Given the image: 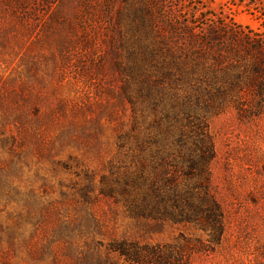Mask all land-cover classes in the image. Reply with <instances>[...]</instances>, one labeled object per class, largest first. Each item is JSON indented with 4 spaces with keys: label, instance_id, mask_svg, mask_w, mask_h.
Wrapping results in <instances>:
<instances>
[{
    "label": "rangeland",
    "instance_id": "rangeland-1",
    "mask_svg": "<svg viewBox=\"0 0 264 264\" xmlns=\"http://www.w3.org/2000/svg\"><path fill=\"white\" fill-rule=\"evenodd\" d=\"M0 264H264V0H0Z\"/></svg>",
    "mask_w": 264,
    "mask_h": 264
},
{
    "label": "trees",
    "instance_id": "trees-1",
    "mask_svg": "<svg viewBox=\"0 0 264 264\" xmlns=\"http://www.w3.org/2000/svg\"><path fill=\"white\" fill-rule=\"evenodd\" d=\"M211 202V200H210ZM212 204L208 205V208H206V210L204 211V215L209 219H211V224H214L217 219L219 220V211L217 209V206L215 205V203L211 202ZM214 219V220H213ZM220 224V222H219Z\"/></svg>",
    "mask_w": 264,
    "mask_h": 264
}]
</instances>
